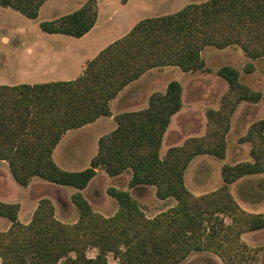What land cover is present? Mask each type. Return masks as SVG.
<instances>
[{
    "label": "trees",
    "instance_id": "obj_1",
    "mask_svg": "<svg viewBox=\"0 0 264 264\" xmlns=\"http://www.w3.org/2000/svg\"><path fill=\"white\" fill-rule=\"evenodd\" d=\"M48 0H0L28 18L37 19ZM98 21L93 0L81 8L40 24L49 34L81 38ZM239 46L251 59L264 58V0H209L190 3L173 14L140 20L125 36L88 62L81 76L69 81L0 85V161L14 180L27 187L38 177L48 184L71 187L79 220L56 218L50 199L39 202L29 224L19 220L20 205L0 201V217L10 228L0 233L1 264H179L193 252L216 253L224 264H250L257 250L242 240L264 229V214L249 213L229 185L245 176L264 174V117L245 137L253 161L223 167L224 185L196 196L187 187L186 170L200 155L225 158L232 118L246 101L258 102L259 92L239 79V71L223 66L218 75L228 83L219 109L211 110L206 131L161 156L173 116L183 107V87L171 81L166 93H154L149 107L124 112L117 128L100 139L97 155L82 171L62 169L53 153L63 136L111 115V101L151 69L174 66L183 72L206 71L203 51ZM253 73V65L246 68ZM103 169L117 178L131 174L130 188L153 186L161 200L176 204L148 217L130 191L111 187L118 201L112 217L94 211L85 190ZM88 248L100 253L94 258Z\"/></svg>",
    "mask_w": 264,
    "mask_h": 264
},
{
    "label": "rangeland",
    "instance_id": "obj_2",
    "mask_svg": "<svg viewBox=\"0 0 264 264\" xmlns=\"http://www.w3.org/2000/svg\"><path fill=\"white\" fill-rule=\"evenodd\" d=\"M88 1L48 0L41 8L37 19L28 18L12 8L0 6V85L76 79L78 76L76 68L78 67L75 68V66L67 68L65 76L29 77V74L27 76L22 73V69L37 58V53H40L45 44L49 46L67 44L72 47L86 48L88 52H92L93 49L99 48L111 38L123 36L137 19L173 14L190 3L209 0H129L127 5L125 4L127 0H93L98 8V24L92 31V35L82 43L74 37L63 36L60 40L53 38L40 27L42 22L52 21L69 14L84 6ZM115 9L119 10L120 15L118 23L114 21L115 25H111L109 17ZM98 41L99 45H97ZM35 45L37 46L36 55H28V49ZM203 57L207 64L206 71L185 73L172 66L148 71L123 92V96L113 101L111 106L113 118L111 116L101 117L95 123L68 132L64 139L68 142L60 147L58 157L69 147L70 143L68 152L73 159H77V163L72 162L74 167L73 165L68 167L69 171H82L89 168L92 156L96 154L98 134H111L117 127L116 118L119 114L145 108L153 93H164L172 80H179L184 89L183 108L173 117L165 135L161 149V156L164 157L171 147L180 146L187 139L202 136L205 133L209 112L220 108L222 97L228 90L227 81L218 75V70L228 65L239 70L240 81L247 86L249 84L248 87L253 91L261 93L263 99L255 106L242 103L236 110L232 118V128L227 137L228 149L224 159L211 155H200L191 162L185 174L187 187L196 196L212 192L223 186L222 172L225 165L253 161L252 145L251 142L245 140V137L252 124L264 117V58L251 59L239 46L225 49L208 47L204 50ZM249 65H253V73L246 72ZM60 158L62 161L64 157L60 156ZM130 179V173L112 178L101 170L89 188L85 190V195L94 211L105 217H112L117 213L118 201L108 194V189L111 187L130 191L150 218L176 204V200L172 198L159 199L153 186L130 188ZM229 187L234 198L244 210L253 214H264V174L245 176L230 184ZM75 191L76 189L71 187L48 184L39 178H34L27 187H23L14 180L3 165H0V198L20 205L22 210L20 221L24 224L32 220L42 199L52 201L58 220L66 224L76 223L80 213L71 201V196ZM9 226H11L9 220L0 219V233L7 231ZM242 240L257 250L258 258L250 264H264V229L245 233L242 235ZM98 253L100 251L97 248H88L86 252L89 258L96 257ZM107 258L110 264H119L118 258L113 253H108ZM179 264H224V262L214 252L200 251L193 252Z\"/></svg>",
    "mask_w": 264,
    "mask_h": 264
},
{
    "label": "crops",
    "instance_id": "obj_3",
    "mask_svg": "<svg viewBox=\"0 0 264 264\" xmlns=\"http://www.w3.org/2000/svg\"><path fill=\"white\" fill-rule=\"evenodd\" d=\"M97 2V1H96ZM129 3V0H127L126 2H125V4L127 5ZM97 5V4H96ZM97 11H98V8H97ZM178 12V11H177ZM119 15H120V12H119V10H117V9H115L113 12H112V14H110V17H109V19H110V22H111V25H115V24H113L114 23V21L115 22H117L118 23V17H119ZM98 16H99V14H98ZM99 18V17H98ZM140 20H135L132 24H131V26H129V28H128V30L130 29H132L138 22H139ZM97 24H98V21H97ZM97 24L93 27V29L90 31V32H88L85 36H83V37H81V38H78L80 41H81V43H82V41H84L85 39H88L91 35H92V31L94 30V28L97 26ZM128 30H126L124 33V35L123 36H125L129 31ZM49 34V33H48ZM50 35H52L53 36V38H57V39H61L63 36H66V35H63V34H50ZM121 35V34H120ZM123 36H115V37H113V38H111L110 40H108L105 44H103L102 46H100L99 48H97V49H93L92 50V52H88V50H86V48H82V47H79L78 48V46L77 47H72V46H69V45H67L66 43V45H64V44H61V46H56V45H48V44H45V47H42V49H41V51H40V53H37V58L35 59V60H33V62H31L30 64H28L27 66H25L23 69H22V73L23 74H25V75H27L28 76V74H29V77H38L39 75H41V76H65V75H67V68H69V67H74L75 66V68L76 67H78V68H76V69H78V76H77V78L79 77V76H81L82 74H83V72L85 71V69H86V66H87V64H88V62L89 61H91L92 59H94L104 48H106L109 44H111L112 42H114L115 40H117V39H119V38H121V37H123ZM68 37H71V36H68ZM92 43H94V41L92 42ZM64 45V46H63ZM97 45H99V41H98V43H97ZM36 45L35 46H32L31 48H29L28 49V55H30V56H34V55H36ZM207 49V48H206ZM204 52V51H203ZM87 53V54H86ZM85 54H86V56H85ZM91 55V56H87V55ZM228 66V65H227ZM172 67H174V66H172ZM233 67V66H232ZM164 68V67H163ZM175 68H178V67H175ZM70 69V68H69ZM155 69H159V68H155ZM180 69V68H179ZM152 70V69H151ZM150 71V70H149ZM200 71V70H199ZM239 71V70H238ZM195 72H197V71H195ZM80 73V74H79ZM147 73V72H146ZM145 73V74H146ZM185 73H194V72H185ZM145 74H143V75H145ZM142 75V76H143ZM141 76V77H142ZM140 77V78H141ZM139 78V79H140ZM75 79V78H74ZM74 79H72V80H74ZM139 79H137V80H139ZM137 80H135L134 82H132V83H130L128 86H126L125 87V89H123L119 94H118V96L115 98V99H117V98H120L121 96H123L122 94H123V92H125L128 88H130V86H132L133 84H135L136 83V81ZM58 81H69V80H58ZM172 81H179V80H172ZM180 82V81H179ZM181 83V82H180ZM27 84V83H26ZM34 84H38V83H34ZM169 85V84H168ZM181 85H182V83H181ZM248 86H249V84H248ZM168 87V86H167ZM182 87H183V85H182ZM167 91V90H166ZM166 91L164 92V93H166ZM183 92H184V89H183ZM157 93H162V92H157ZM154 94V93H153ZM152 94V95H153ZM151 95V96H152ZM151 96H150V98H151ZM150 98H149V103H148V105L145 107V108H143V109H146V108H148L149 107V104H150ZM115 99H113L112 101H111V106H112V103H113V101L115 100ZM262 99H263V97H262ZM261 99V100H262ZM260 101H258V102H250V101H246V102H243V103H247L248 105H250V106H255L257 103H259ZM183 108V107H182ZM143 109H139V110H143ZM182 110V109H181ZM180 110V111H181ZM133 111H138V110H133ZM179 111V112H180ZM127 112H129V111H127ZM178 112V113H179ZM177 113V114H178ZM122 114V113H121ZM120 115V114H119ZM176 115V114H175ZM109 116H111V118H113V116H112V108H111V115H109ZM102 117H105V116H102ZM174 117V116H173ZM101 118V117H100ZM99 118V119H100ZM98 119V120H99ZM172 120H173V118H172ZM260 120V119H259ZM117 122V121H116ZM95 123V122H94ZM171 123H172V121H171ZM92 124V123H91ZM89 125V124H88ZM118 125V124H117ZM171 125V124H170ZM84 127V126H83ZM83 127H81V128H83ZM170 127V126H169ZM81 128H78V129H81ZM117 128V127H116ZM116 128H114L113 129V131L116 129ZM73 130H76V129H73ZM71 130H69L68 132H70ZM112 131V132H113ZM68 132L63 136V138L61 139V141L59 142V144H58V146L55 148V150H54V153H53V158H54V160H55V162L62 168V169H64V170H69L70 168H68V167H71V165H73V167H74V164L73 163H77V159H73L72 157H71V154L68 152V150L70 149V143H69V147L67 148V149H65L64 150V152L62 151V153H61V155H59V157H58V151H59V149H60V147L63 145V144H66L68 141H66V140H64L65 138H66V136L68 135ZM98 137H97V147H96V154H94L92 157L94 158L96 155H97V153H98V149H99V142H100V139L102 138V137H104V136H106L104 133H102V134H98L97 135ZM60 156H62V157H64L63 158V160L61 161V159L62 158H60ZM92 158V159H93ZM92 159H91V161H92ZM91 161H90V165H91ZM73 162V163H72ZM0 165H3L4 167H5V169H6V171L8 170L9 172H10V170H9V166H8V164L6 163V162H4V161H0ZM87 169V168H86ZM104 171L105 173H106V171L105 170H103V169H99L98 170V173H97V176H98V174H99V172L100 171ZM11 174V173H10ZM107 174V173H106ZM109 176V175H108ZM35 178H38V177H35ZM34 179V178H33ZM32 179V180H33ZM40 179V178H39ZM42 180V179H41ZM43 181H45V180H43ZM46 182V181H45ZM23 187H25V186H23ZM85 192V191H84ZM0 201H3V202H8V203H15V202H13V201H11V200H5V199H3V198H0ZM21 215H22V210H21V208H20V213H19V220L21 219ZM0 219H5V218H1L0 217ZM31 221V220H30ZM30 221L29 222H27L26 224H29L30 223ZM22 222V221H21ZM10 225H11V223H10ZM10 227V226H9ZM8 227V228H9ZM7 228V229H8Z\"/></svg>",
    "mask_w": 264,
    "mask_h": 264
}]
</instances>
